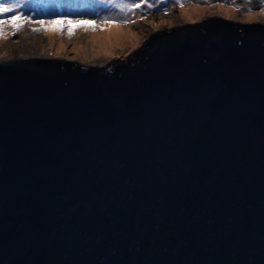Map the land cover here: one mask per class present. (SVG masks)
Masks as SVG:
<instances>
[{
	"label": "water",
	"instance_id": "95a60500",
	"mask_svg": "<svg viewBox=\"0 0 264 264\" xmlns=\"http://www.w3.org/2000/svg\"><path fill=\"white\" fill-rule=\"evenodd\" d=\"M0 264H264V24L0 60Z\"/></svg>",
	"mask_w": 264,
	"mask_h": 264
},
{
	"label": "rangeland",
	"instance_id": "374dc122",
	"mask_svg": "<svg viewBox=\"0 0 264 264\" xmlns=\"http://www.w3.org/2000/svg\"><path fill=\"white\" fill-rule=\"evenodd\" d=\"M139 4V8H134ZM183 4L184 7H180ZM0 7H12L32 20L29 31L23 26L15 35L9 30L0 38V60L6 59L10 41L21 34L27 39L38 38L44 56L70 60L85 66H104L110 57L124 59L127 52L141 43L152 30L178 23H192L207 15L234 21H259L264 24V0H0ZM129 9H133L129 11ZM13 13L5 14L11 16ZM135 21L125 23V19ZM71 21L74 29L68 34ZM104 21H113L106 25ZM47 27V31H33ZM77 22L97 27H78ZM121 27L119 36L113 33L111 45L95 42L102 29ZM63 31H57V28Z\"/></svg>",
	"mask_w": 264,
	"mask_h": 264
},
{
	"label": "bare ground",
	"instance_id": "6f19581e",
	"mask_svg": "<svg viewBox=\"0 0 264 264\" xmlns=\"http://www.w3.org/2000/svg\"><path fill=\"white\" fill-rule=\"evenodd\" d=\"M24 27L26 31H29L32 28V26L29 24H25ZM120 29L122 28L115 25L109 26L106 29L104 27V29H102V33L105 34L95 37V42L99 41L98 43L101 45L104 44L110 46L112 44L110 39L113 38L111 34L113 33L115 36H119ZM6 49L8 51L6 59H15L28 56L45 57L41 51L40 40L38 38L27 39L25 34H21L16 41H10Z\"/></svg>",
	"mask_w": 264,
	"mask_h": 264
},
{
	"label": "snow or ice",
	"instance_id": "6c2138e0",
	"mask_svg": "<svg viewBox=\"0 0 264 264\" xmlns=\"http://www.w3.org/2000/svg\"><path fill=\"white\" fill-rule=\"evenodd\" d=\"M140 5L139 4H135L134 8H139ZM180 7H184L183 4L180 5ZM133 9H129V11H131ZM8 13H13V15L11 16H7L6 18H0V38L4 37L7 35L8 31L10 30L12 32L13 35L16 34V32H18L25 24L28 23H32L33 21L22 16L21 14H19L16 9L12 8V7H0V17H5V14ZM128 22H135V21H129L127 18L125 19V23ZM42 24V28L41 29H33V31H47L49 30L47 27L43 26V22H40ZM63 24L69 25L68 27V34L69 36L72 35L74 29H72L70 27V25L72 24L71 21H64L62 22ZM104 23L106 25H111L112 23H114L113 21H104ZM77 26L78 27H84V28H92L95 29L97 27V25L95 24H89L87 22H77ZM57 31H63V28H57Z\"/></svg>",
	"mask_w": 264,
	"mask_h": 264
}]
</instances>
